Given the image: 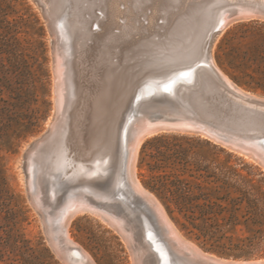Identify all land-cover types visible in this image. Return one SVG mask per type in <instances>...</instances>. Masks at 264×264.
<instances>
[{"label": "bare ground", "instance_id": "1", "mask_svg": "<svg viewBox=\"0 0 264 264\" xmlns=\"http://www.w3.org/2000/svg\"><path fill=\"white\" fill-rule=\"evenodd\" d=\"M40 1L53 24L50 28L55 37L53 71L56 105L48 133L38 140L33 151L27 152L26 187L33 201L30 203L44 212L43 222L46 223L54 252L68 264H96L69 233V226L78 215L90 213L126 234L135 264H148L149 257H153V262L157 264H264L263 259L250 263L223 259L185 238L168 217L162 203L142 185L136 174L143 141L166 130L201 132L213 141L240 149L264 168V97L236 85L217 66L212 53L217 33L228 28L235 19L264 18V0H238L248 3L240 4L233 13L223 10L219 15L214 7L216 0H190L193 3L188 10H183L182 5L174 8L169 0ZM171 1L175 4L177 0ZM160 19L164 21L162 24ZM198 50L202 54L200 61L173 73L161 83L149 81L134 88L133 62L140 60L144 63L141 66H161L182 58L190 59ZM200 63L204 65L197 68ZM182 75L187 77L182 78ZM196 75L200 76L201 87L205 88L201 98L197 97V103L202 105L203 98L223 92L228 109L232 111L228 124L215 127L171 110V97L176 95L175 85L181 87L180 82L191 85ZM193 89L196 88L183 86L181 91L188 93ZM166 91L170 93L168 101L162 100L152 109H169L168 113L179 117L177 120L152 121L139 111L138 115L130 114L120 127L119 112L122 110V115L131 100V107L136 105L140 109L148 96L159 97L166 95ZM185 105L193 109L188 102ZM128 110L125 111L128 113ZM126 131L129 133L125 144H121L118 163L123 168L126 180L122 181H127L129 197H139L142 206L133 209L130 198L121 192H111L109 198L115 206L108 209L94 201L93 197L100 196L101 190L93 184V179L110 172L109 161L96 158L88 164L79 150L88 153L101 142L108 143L112 148V144L119 140L116 138L118 132L124 140ZM106 147L104 149H109ZM108 151L113 152L111 149ZM99 152L101 154V150ZM114 153L110 154L114 156ZM117 178L116 175L115 186L119 184ZM62 192L60 209L50 213L51 209L48 211L47 208L51 203L48 204L47 194L53 202L59 199ZM121 205L125 206V210H120L119 214H132L135 220H142L143 236L138 244L135 243L134 229L127 228V219L116 216L113 210ZM56 206L59 207L58 204Z\"/></svg>", "mask_w": 264, "mask_h": 264}, {"label": "rangeland", "instance_id": "2", "mask_svg": "<svg viewBox=\"0 0 264 264\" xmlns=\"http://www.w3.org/2000/svg\"><path fill=\"white\" fill-rule=\"evenodd\" d=\"M192 1L177 0L173 4L169 0V3L174 8L182 5L184 7L181 8L186 10ZM40 2L0 0V264H68L52 249L44 212L30 203L33 201L26 187L27 152L33 151L38 140L48 133L56 105L53 71L55 37L50 28L53 24ZM246 3L216 0L214 7L219 15L223 10L233 13L240 4ZM159 21L160 24L164 22L163 19ZM218 33L212 49L217 66L243 90L264 97V18H237ZM198 51L199 55L193 54L190 59L182 58L161 66H141L144 63L140 60L133 62L134 88L149 81L161 83L178 69L200 61L202 54ZM92 82L96 83V80L92 79ZM198 83L195 91H178L173 97L172 109L215 127L228 124L232 111L228 109L225 94L216 93L203 98L202 105H199L197 97L201 98L205 89L201 87L200 76ZM143 102L139 111L149 116L153 113V105L159 103L160 99L148 96ZM187 102L193 109L185 105ZM131 105L132 100L130 109L129 106L124 109H129L128 113L123 111L124 116L121 115L122 110L119 112L120 127L131 114ZM100 144L92 147L88 153L81 150L79 153L88 164H92L96 158L109 161L110 172L93 179V184L101 190V195L93 199L100 206L110 209L115 206L109 198L111 192H121L127 198L129 193L127 187H123L126 181L122 179H126L117 160V147L115 151L108 143ZM100 150L101 154L98 153ZM110 153H114V156ZM256 162L196 131L166 130L152 134L143 141L136 174L142 185L162 203L168 217L185 238L220 257L256 261L264 259V241L253 246L250 254L232 256L214 251L218 245L229 250L236 245H247L250 238L262 236L259 231H264V226L253 223L254 220H264V213H256L252 202L256 201L258 207L264 209V168ZM116 175L119 184L115 186ZM63 193L58 199L60 202H52L50 194H47L48 204L51 203L47 208L48 211L51 209L50 213L60 209ZM223 197L227 198L219 199ZM130 203L133 209L142 206L140 201L130 199ZM214 204L218 205L207 213V205ZM119 207L113 209L116 216L127 219V228L134 229L135 243L138 244L143 236L142 220H135L136 217L129 212V216L119 214L125 210V206ZM233 208H238L233 213L234 217ZM228 220H238L240 224L234 228L225 226ZM246 220L247 224L244 223ZM216 224L221 226V231L216 230ZM69 233L96 264H135L133 249L126 234L118 232L98 216L90 213L78 215L69 226ZM147 260L148 264H157L153 262V257Z\"/></svg>", "mask_w": 264, "mask_h": 264}, {"label": "water", "instance_id": "3", "mask_svg": "<svg viewBox=\"0 0 264 264\" xmlns=\"http://www.w3.org/2000/svg\"><path fill=\"white\" fill-rule=\"evenodd\" d=\"M218 31V30H217ZM204 64H199L198 65V67L197 68H199V67H202ZM188 66H190V65H188ZM185 67H187V66H185ZM185 67H182V68H185ZM182 68H180V69H178L177 71H179V70H181ZM176 71V72H177ZM171 77V76H170ZM169 77V78H170ZM182 78H185V77H187L186 75L184 76V75H182L181 76ZM168 78V79H169ZM199 75H196L195 76V79H194V82H193V84H191V85H188V84H185V83H183V82H180V85H181V87H179V85L178 84H176V83H174L173 85H175V90H176V94L178 93V91H180L181 90V88L183 87V86H186V87H188V88H191V87H194V88H198V85H199ZM194 90H196V89H193V91ZM170 93L168 92V91H166V95L164 94V95H162V96H155V97H158L159 99H160V101H168V99L170 98L168 95H169ZM174 97V96H173ZM173 97H171V101L173 102ZM173 104V103H172ZM173 106H174V104L172 105V107H171V110H172V108H173ZM167 110H169V109H167ZM167 110H164V109H160V108H158V109H156V110H154L153 111V113L151 114V115H149L148 116V118L150 119V120H152V121H157V120H166V121H175V120H177L179 117L178 116H176V115H173L172 113L170 114V113H168L169 111H167ZM138 112H139V109H137V107H136V105H134V107H131V115H138ZM127 131H129V127H127ZM127 131L125 132V135H124V137H126V139H124V140H122V134L120 133V136H119V140H118V146H117V160H118V162H119V156H120V154H121V144L123 143V144H125V140H127V137H128V133H127ZM197 133H200V134H202L201 132H198V131H196ZM203 135V134H202ZM205 136V135H204ZM206 137V136H205ZM207 139H209L208 137H206ZM209 140H211V139H209ZM215 143H219V142H216V141H214ZM219 144H221V145H224V144H222V143H219ZM224 146H227V147H229V148H231V149H233V150H235V151H238L239 153H242V154H244V152H242L240 149H235V148H233L232 146H229V145H224ZM245 155V154H244ZM122 170H123V168H122ZM126 187H127V189H128V186H127V181H126ZM131 200H133V201H140L141 202V199L139 198V197H137V196H130L129 197ZM141 206H139V208H140ZM149 239V238H148ZM154 251H156L157 252V250H156V248L154 247ZM217 256V255H216ZM218 257H220V256H218ZM220 258H223V259H228V258H224V257H220ZM234 260V259H233ZM260 260H262V259H260ZM260 260H256V261H260ZM264 260V259H263ZM243 261H246V262H248V263H250V262H252V261H248V260H243ZM250 264H253V263H250Z\"/></svg>", "mask_w": 264, "mask_h": 264}, {"label": "trees", "instance_id": "4", "mask_svg": "<svg viewBox=\"0 0 264 264\" xmlns=\"http://www.w3.org/2000/svg\"><path fill=\"white\" fill-rule=\"evenodd\" d=\"M227 197H223V198H219V199H226ZM243 200H241L240 202H242ZM253 203H254V210H256L255 212L256 213H261V212H263L264 213V209H261V208H259L258 207V205H257V203H256V201H252ZM218 204H214V205H207V208H209V209H207V213H210V212H208V210H212L213 208H214V206H217ZM219 207H220V205H219ZM222 211L221 212H223V210H224V208H222L221 209ZM238 210V208H233L231 211H232V216L234 217V212L235 211H237ZM245 224H247V220H246V222H244ZM254 224H258V225H260V226H264V220H254V222H253ZM238 224H240V222H238V220H228L226 223H225V226H231V227H236ZM216 226H217V228H216V230H220L221 231V226L220 225H217L216 224ZM259 233H261L262 234V236L261 237H257V236H255V237H253V238H250L249 240H248V243H247V245L246 244H243V245H236L234 248H229V250H225V246H217V248L218 249H216V250H214V251H216V252H218V253H221V254H226V255H232V256H238V254H243V253H245V254H250V253H252V250H253V246H257L258 244L260 245V243H262L263 241H264V231H259ZM199 239V238H198ZM220 239H221V237H220ZM220 239L219 240H217V242H219L220 241ZM239 251V252H238Z\"/></svg>", "mask_w": 264, "mask_h": 264}]
</instances>
